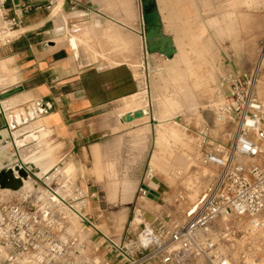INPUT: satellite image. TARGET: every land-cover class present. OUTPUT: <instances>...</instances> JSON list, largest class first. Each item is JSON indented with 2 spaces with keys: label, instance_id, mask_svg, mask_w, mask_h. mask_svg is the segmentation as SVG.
<instances>
[{
  "label": "crops",
  "instance_id": "1",
  "mask_svg": "<svg viewBox=\"0 0 264 264\" xmlns=\"http://www.w3.org/2000/svg\"><path fill=\"white\" fill-rule=\"evenodd\" d=\"M155 1L161 30L172 37L181 55L185 54L181 42L167 31L186 30L187 25L199 16L264 13L262 0L250 3L231 0L232 7L229 6L230 0ZM7 7L11 14L16 12L21 16L22 24L13 32V40L0 47V93L16 87L21 90L0 100V113L6 121V126L0 128V170L11 168L14 171L20 166L31 175L34 174L32 163H35L41 168V176L57 167L51 175L53 177L61 171L73 169L71 163L64 168L59 164L66 156H72L76 149L88 151L87 147L91 146L98 161L112 156L111 143L103 145L98 141L93 143L94 140L110 134L128 135L133 130L140 136H147L151 125L144 124V121L155 122L157 147L168 125L166 118L174 116L179 127L187 128L179 114L184 106L179 90L158 100L159 109L151 119L144 80L153 64L165 55L147 51L142 0H56L55 6L50 8L46 0H8ZM139 43L141 50L136 48ZM249 65L237 61L232 62L231 67L244 72L251 70ZM187 69L194 74V68ZM176 86L183 88L180 83ZM182 94L187 101L191 98L188 91ZM35 104L41 114L19 124L18 117L23 119ZM189 108L193 109L194 105ZM112 111H119V119L104 118ZM138 111L139 116L136 115ZM127 114H132L133 119H125ZM12 116L16 122L14 126L10 120ZM49 136L56 137L64 145L66 156L56 159L50 148L40 155L24 152L31 142L40 145ZM184 137L188 138L187 130ZM159 152L153 155L151 166H168L166 155ZM107 161V165L112 166L118 162L114 158ZM28 175L24 178L27 183L24 186L9 188L0 185V190L24 192L27 196L37 192V197L44 196L40 198L43 205H53L59 199L44 189H40V194L38 186ZM151 181V188H156L152 176ZM107 187L111 196L122 189L124 197L133 188V182L125 175L109 181ZM16 201L34 208L25 204V200L12 202ZM139 211L141 216H136L135 220L140 224L149 226L156 218L153 211ZM85 215L92 224L83 221L99 229L94 218L89 213Z\"/></svg>",
  "mask_w": 264,
  "mask_h": 264
},
{
  "label": "rangeland",
  "instance_id": "2",
  "mask_svg": "<svg viewBox=\"0 0 264 264\" xmlns=\"http://www.w3.org/2000/svg\"><path fill=\"white\" fill-rule=\"evenodd\" d=\"M252 1L245 0V3ZM229 6L232 7L231 0ZM187 27L186 30L167 31L181 42L185 54L181 55L176 51L170 60L165 56L160 57L144 80L145 99L151 119L159 109L160 98L175 90L181 91L179 96L184 106L179 114L187 128L179 127L176 124L178 119L174 116L166 118L168 125L159 141L160 150L156 143V125L150 120L144 121V124L151 125L147 136H140L133 130L128 135L110 134L94 140L93 143L98 141L103 145H112V156L100 159L101 164L91 152V146L87 147L88 151L79 148L72 156H66V148L56 137H46L40 145L33 141L24 151L28 155H40L50 148L54 158L66 156L60 161L61 168L69 163L73 165L70 172L61 171L52 177L57 167L49 174L41 176V168L32 163L34 174L28 176L38 186L37 191L40 194L44 189L59 199L68 198L73 195L77 186L81 187L83 194L87 196V204L82 212L89 213L99 229L83 221L76 212L61 202L56 208L52 207V215L56 217H53V224L59 226L63 224L59 221L65 220L72 226L74 220L76 224L79 223V231L72 232L86 238L89 247L99 246L102 253L110 250L106 236L118 243L136 236L144 226L135 220L136 216H141L140 209H148L156 214L150 226L166 224L174 227L183 224L192 206L204 195L218 173L217 166L203 162L204 154L218 144H227L234 134V127L223 124L210 109V103L218 92L223 93L220 80L226 71L229 70V74L240 72L231 67L232 62H248L251 69L249 72L255 67L259 44L264 37V13L229 14L227 17L199 16ZM136 48L141 50L140 43ZM188 67L194 68V74L189 73ZM177 83L182 84L183 88L176 86ZM257 90L264 102V69L258 78ZM183 91L191 93L188 101L182 94ZM192 104L193 109L189 108ZM118 113L119 111H112L104 118L117 120ZM186 130L188 138L184 137ZM159 151L166 155L170 163L168 166H151L153 155L160 153ZM21 154L23 157L22 150ZM112 158L118 162L113 166L107 165V160ZM125 175L132 180L133 188L124 197L122 189L111 196L108 182L121 179ZM151 176L158 179L154 188L160 192L157 200L149 197L148 192L142 188L143 184L152 187ZM40 198L44 196L37 197V192L27 196L24 192L0 190L1 203L25 200L27 205L46 210L49 205H43ZM234 252L235 257H238V252ZM113 257L118 263L122 261L115 254ZM0 263L9 264L3 259ZM253 264H264V255Z\"/></svg>",
  "mask_w": 264,
  "mask_h": 264
},
{
  "label": "built area",
  "instance_id": "3",
  "mask_svg": "<svg viewBox=\"0 0 264 264\" xmlns=\"http://www.w3.org/2000/svg\"><path fill=\"white\" fill-rule=\"evenodd\" d=\"M7 1L0 0V47L13 40V32L22 24ZM46 1L48 8L56 3ZM263 69L264 39L252 71L221 77L223 93L216 94L210 109L223 124L234 127V134L227 144L204 154L203 162L217 166L218 173L183 224L144 225L135 237L119 243L106 236L110 250L102 253L99 246L89 247L86 238L69 232V222L53 224L52 209L60 202L92 224L82 212L87 204L82 189L43 211L19 201L0 203L1 260L9 264L256 263L264 255V102L257 90ZM114 254L122 261L118 263Z\"/></svg>",
  "mask_w": 264,
  "mask_h": 264
},
{
  "label": "water",
  "instance_id": "4",
  "mask_svg": "<svg viewBox=\"0 0 264 264\" xmlns=\"http://www.w3.org/2000/svg\"><path fill=\"white\" fill-rule=\"evenodd\" d=\"M142 12H143V20L146 26L144 37L146 42V48L148 52H160L167 57H172L177 48L174 46V42L171 36L166 35L161 30V20L160 15L157 10L156 1L155 0H142ZM21 90V87H16L12 90L5 91L0 93V100L5 99ZM137 116L141 115L138 111L136 113ZM125 119L131 120L133 119L132 114H127ZM6 126V121L0 113V128ZM2 138L0 134V139ZM24 172L28 174V172L23 168ZM12 171L11 168L0 170V184L8 177L9 173ZM152 180L154 182H158L156 176H152ZM142 188L148 192L149 197L153 199H158L160 196V192L151 188L150 186L143 184Z\"/></svg>",
  "mask_w": 264,
  "mask_h": 264
},
{
  "label": "bare ground",
  "instance_id": "5",
  "mask_svg": "<svg viewBox=\"0 0 264 264\" xmlns=\"http://www.w3.org/2000/svg\"><path fill=\"white\" fill-rule=\"evenodd\" d=\"M40 114H41V111H40L39 107L36 105V106H33V108L31 109L30 113L26 114L23 119H20L18 117L17 120H18V123L19 124H22V121H24V119L27 120L29 118H32V119L33 118H37ZM10 120H11V124L14 126L16 124L14 116H12L10 118ZM27 175L28 174H26L24 172L23 168L20 167V166H18L17 168L14 169V171L12 170L9 173L8 177L0 185H3L5 187H9V188H19V187L24 186L25 184H27L26 181H25V179H24L25 177H27ZM78 224L79 223L76 224V223L73 222V225L70 226L69 231L70 232H72V231H79V225Z\"/></svg>",
  "mask_w": 264,
  "mask_h": 264
}]
</instances>
